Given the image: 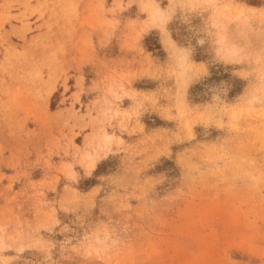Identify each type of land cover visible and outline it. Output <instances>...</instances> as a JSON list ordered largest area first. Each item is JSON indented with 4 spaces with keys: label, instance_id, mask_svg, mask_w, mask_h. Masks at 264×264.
<instances>
[{
    "label": "rangeland",
    "instance_id": "obj_1",
    "mask_svg": "<svg viewBox=\"0 0 264 264\" xmlns=\"http://www.w3.org/2000/svg\"><path fill=\"white\" fill-rule=\"evenodd\" d=\"M0 37V264H264V0H0Z\"/></svg>",
    "mask_w": 264,
    "mask_h": 264
},
{
    "label": "bare ground",
    "instance_id": "obj_2",
    "mask_svg": "<svg viewBox=\"0 0 264 264\" xmlns=\"http://www.w3.org/2000/svg\"><path fill=\"white\" fill-rule=\"evenodd\" d=\"M3 40H4V38H3V37H0V42L3 41ZM165 41H166V43H168L169 45H172V44H173V40H172L171 38H169L168 36L165 37ZM51 90H52V87L49 86V88H48L46 91H47V93H50Z\"/></svg>",
    "mask_w": 264,
    "mask_h": 264
},
{
    "label": "trees",
    "instance_id": "obj_3",
    "mask_svg": "<svg viewBox=\"0 0 264 264\" xmlns=\"http://www.w3.org/2000/svg\"><path fill=\"white\" fill-rule=\"evenodd\" d=\"M51 107H53V104L51 103Z\"/></svg>",
    "mask_w": 264,
    "mask_h": 264
}]
</instances>
